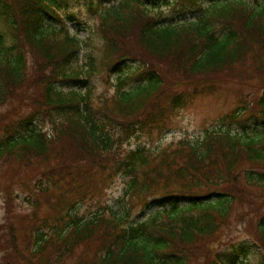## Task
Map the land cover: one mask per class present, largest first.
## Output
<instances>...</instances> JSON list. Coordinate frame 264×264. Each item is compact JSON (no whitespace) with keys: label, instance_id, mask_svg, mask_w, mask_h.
<instances>
[{"label":"trees","instance_id":"obj_1","mask_svg":"<svg viewBox=\"0 0 264 264\" xmlns=\"http://www.w3.org/2000/svg\"><path fill=\"white\" fill-rule=\"evenodd\" d=\"M206 2L89 0L104 47L101 60L92 51L83 62L66 0H0V107L10 108L0 116V163L16 165L34 209L24 225L33 264L72 258L81 246L82 264L92 244L89 264H191L196 254L203 264H248L264 252V212L255 240L213 250L235 205L262 196L264 87L196 142L120 152L132 138L166 133L205 83L264 76V0ZM103 71L116 78L112 95L94 94L91 80ZM180 84L201 86L189 93ZM119 177L124 214L78 213ZM39 198L56 216L39 220ZM136 205L155 209L132 222Z\"/></svg>","mask_w":264,"mask_h":264},{"label":"rangeland","instance_id":"obj_2","mask_svg":"<svg viewBox=\"0 0 264 264\" xmlns=\"http://www.w3.org/2000/svg\"><path fill=\"white\" fill-rule=\"evenodd\" d=\"M66 1L69 5L68 10H66L67 17H69L70 13H73L76 18L74 21L68 19L67 24L72 28L71 31L77 30L78 36L84 41L82 61L87 62L92 51H94L98 60H101L103 55L102 49L104 47L103 37L101 34L95 32L99 22L98 15L89 5H86L89 0ZM208 4L209 0L206 2V5ZM197 16L198 14L194 12L193 15L187 14L186 17L196 18ZM132 64L134 65V63ZM115 80L114 74H108L106 71L93 76L91 83L94 87V94L99 96L112 95L116 86ZM204 85L206 88L199 90L201 92L197 94H193L190 104L169 120L167 125L169 126V130L166 133L158 135V130H155L147 132L139 139L132 138L120 148V152L124 153L139 145H146L155 152H160L166 147L175 146L180 140L190 142L200 140L208 128L219 127V118L233 111L240 105V102H252L257 99L261 93V89L264 87V76H261V79L254 78L242 82L221 79L205 83ZM192 86L193 84L189 86L180 84L176 86V89L190 93L201 85L197 86V88ZM9 109L7 107H0V116L3 111L5 112ZM35 125L37 128L51 129L48 123H37ZM233 126L240 129L238 124H234ZM16 173L17 167L15 164H11V162L0 163V264H33V258L28 253L27 247V233L29 232H26L24 225L29 226L31 223L30 218L34 209L23 200L26 193L21 190V182ZM21 174L22 172L19 175ZM9 183L11 184L9 186L10 194L7 197L5 186H8ZM125 186V178L119 177L114 183L112 182L109 186H106L100 194L79 204L77 207L78 213L90 215L99 209H104L109 212H116L119 215L124 214L127 203L129 205L124 193ZM256 191L254 192L255 195L257 194ZM7 198L10 200L9 203L7 202ZM251 198L250 203L243 201L235 205L229 224H226L219 230V240L215 245L213 244V250L223 249L226 245L230 247V243L233 241H240L242 239L255 240L254 236L257 235L258 218L264 212V189L262 196L258 198L251 196ZM39 201V206L37 207L39 220L46 218L47 215L56 216L55 211L50 209L43 199L39 198ZM154 209V206L147 209H142L140 205L131 207V221L135 222L148 217ZM13 240H15V246L12 243ZM90 248L91 252L87 250L82 255V260H84L82 264H89L90 260L93 261L97 253V247L95 244H92ZM82 249V246L79 247L72 258L50 264H75ZM262 255H264V252ZM262 255L250 256L248 264H258L259 258ZM5 256L10 259L9 263L4 260ZM203 263V259L197 256V254L192 258L191 264ZM38 264L43 263L40 262Z\"/></svg>","mask_w":264,"mask_h":264}]
</instances>
